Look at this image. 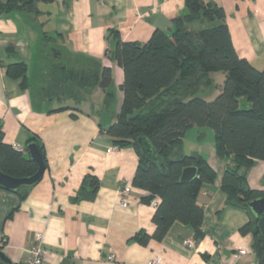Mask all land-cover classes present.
<instances>
[{
	"label": "crops",
	"instance_id": "0c3cea01",
	"mask_svg": "<svg viewBox=\"0 0 264 264\" xmlns=\"http://www.w3.org/2000/svg\"><path fill=\"white\" fill-rule=\"evenodd\" d=\"M204 1L225 11L238 56L264 71V0ZM38 8L42 13L38 17L18 12L0 17L4 143L26 149L30 139L36 138L46 162L42 181L25 199L0 189V238L5 241L0 251L11 264L30 259L37 233L45 239L44 264H150L157 258L160 264H259L253 236L240 232L249 224V214L227 206L221 189L232 161L218 157L212 130L189 129L179 152L201 156L216 173L214 184L206 185L199 196L205 236L196 239L191 228L176 222L161 242L153 238L157 207L133 186L139 157L132 147L113 145L108 135L123 107L125 80L122 67L107 57L116 44L112 33L118 32L125 43H147L157 31L171 35L175 20L186 14V1L55 0ZM50 48L58 50L60 61L70 68H111V101L99 86L77 83L69 85L72 99H48ZM20 63L27 65L26 80L8 75V68ZM210 76L221 86L226 77L224 73ZM220 88H202L200 95L212 101ZM242 172L251 190L264 191V162L257 161ZM87 178L99 182L95 199L82 195ZM126 184L132 190L124 208L120 191ZM141 232L149 237L146 244L135 238ZM240 250L247 255L240 256Z\"/></svg>",
	"mask_w": 264,
	"mask_h": 264
},
{
	"label": "trees",
	"instance_id": "16d2710c",
	"mask_svg": "<svg viewBox=\"0 0 264 264\" xmlns=\"http://www.w3.org/2000/svg\"><path fill=\"white\" fill-rule=\"evenodd\" d=\"M186 14L175 20V31L169 35L157 31L147 43H125L118 32H113L116 44L107 51V57L124 70L122 86L124 102L117 122L109 129L112 144L118 148L132 147L139 165L133 186L146 193L144 200L158 205L153 217L156 231L153 238L161 242L174 223L179 222L202 239L204 207L199 196L206 185L214 184L216 173L201 156H183L186 132L194 127L209 128L214 132L217 155L231 158L232 166L225 172L222 191L227 206L242 209L250 222L241 229L243 235L253 236V246L259 264H264V244L258 230V220L247 207L250 201L264 197V191L251 190L243 170L264 162V71L241 59L231 40L223 8L204 0H185ZM55 0H0V17L9 13L42 15L38 5H51ZM198 24L200 29H196ZM192 25V26H191ZM44 34V42L50 46ZM53 62L48 68L45 96L48 99H72L70 83L81 87L99 86L109 94L113 81L111 68H70L60 61V53L49 49ZM226 75L219 95L205 100L201 89L213 85L211 74ZM13 79L27 78L24 63L8 68ZM147 138L166 165L167 172L147 159L137 141ZM39 141L31 138L28 145ZM46 164V162H45ZM198 168V178L187 184L180 183L186 167ZM0 170L15 178L34 175L38 165L27 150L17 151L4 143L0 127ZM92 180V181H91ZM90 181L92 191L88 190ZM99 182L87 178L83 197L95 199ZM23 187L16 195L25 199L32 189ZM89 188V189H88ZM146 244L149 237L141 232L135 237Z\"/></svg>",
	"mask_w": 264,
	"mask_h": 264
},
{
	"label": "water",
	"instance_id": "95a60500",
	"mask_svg": "<svg viewBox=\"0 0 264 264\" xmlns=\"http://www.w3.org/2000/svg\"><path fill=\"white\" fill-rule=\"evenodd\" d=\"M138 145L141 148L142 153L147 159L155 163L163 173L167 172L166 165L158 156V152L147 138H139L137 141ZM26 150L29 154L30 159L38 165L37 172L25 178H15L3 173L0 170V189L9 191L11 193H18L19 190L23 187H34L39 184L44 176L46 171V164L42 156L41 150L37 143L29 144L26 147ZM199 171L198 168L194 166L186 167L183 169L180 183L187 184L198 178ZM247 207L251 210L254 217L258 220V230L263 239L264 244V197L250 201L247 204ZM0 261L11 264L9 259L0 251Z\"/></svg>",
	"mask_w": 264,
	"mask_h": 264
},
{
	"label": "built area",
	"instance_id": "2783aa9c",
	"mask_svg": "<svg viewBox=\"0 0 264 264\" xmlns=\"http://www.w3.org/2000/svg\"><path fill=\"white\" fill-rule=\"evenodd\" d=\"M17 151L19 152H24L25 149L19 146H15L14 147ZM132 187L130 185H125L123 186V188L121 189L120 193L122 196V201H121V205L124 208L128 207V201L127 198L129 196V194L131 193ZM152 205L154 207H157L158 205V201L155 200L152 202ZM5 244V241L3 239L0 238V249L3 248V246ZM185 244H187L189 247H192V244L190 241H186ZM46 255V246H45V239H44V235L42 233H37L35 235V241H34V245L31 249V256L30 259L27 260V262L25 264H44V258ZM239 255L240 256H245L247 255V251L246 250H240L239 251ZM110 260H114V257H110ZM161 263V259L157 258L155 260H153L150 264H160Z\"/></svg>",
	"mask_w": 264,
	"mask_h": 264
},
{
	"label": "rangeland",
	"instance_id": "374dc122",
	"mask_svg": "<svg viewBox=\"0 0 264 264\" xmlns=\"http://www.w3.org/2000/svg\"><path fill=\"white\" fill-rule=\"evenodd\" d=\"M193 26L196 27V29H200L198 24H194ZM219 86H221V82L219 80H216L215 83L212 85L214 90L220 88Z\"/></svg>",
	"mask_w": 264,
	"mask_h": 264
}]
</instances>
